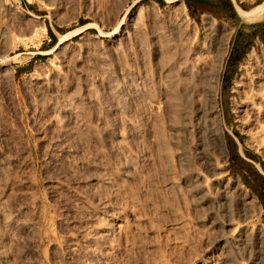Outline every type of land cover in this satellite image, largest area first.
Returning <instances> with one entry per match:
<instances>
[{
    "label": "rangeland",
    "instance_id": "rangeland-1",
    "mask_svg": "<svg viewBox=\"0 0 264 264\" xmlns=\"http://www.w3.org/2000/svg\"><path fill=\"white\" fill-rule=\"evenodd\" d=\"M0 31V264H253L216 199H255L258 256L264 0H0Z\"/></svg>",
    "mask_w": 264,
    "mask_h": 264
},
{
    "label": "bare ground",
    "instance_id": "bare-ground-1",
    "mask_svg": "<svg viewBox=\"0 0 264 264\" xmlns=\"http://www.w3.org/2000/svg\"><path fill=\"white\" fill-rule=\"evenodd\" d=\"M2 4H4V3H2ZM6 7V6H5ZM8 7V6H7ZM2 9H3V6H2ZM6 10V9H5ZM8 10V9H7ZM2 12V11H1ZM256 12V11H255ZM254 12V13H255ZM9 13H11V12H9ZM260 13H261V9H260V11H259V13L257 14L258 16L260 15ZM2 14V13H1ZM11 15V14H10ZM211 25V24H210ZM213 27V26H212ZM1 32V31H0ZM7 32V31H6ZM5 34V32H3V33H1L0 34V38L1 37H3V36H5L4 35ZM30 35V34H29ZM26 36V35H25ZM2 39V38H1ZM226 46V45H225ZM219 51V50H218ZM217 51V52H218ZM223 51V50H222ZM217 55V54H216ZM213 67V66H212ZM214 67H216V66H214ZM258 70H260V69H258ZM257 70V71H258ZM202 71V70H201ZM203 73V72H202ZM212 73V72H211ZM215 73V72H214ZM258 74V73H257ZM256 74V75H257ZM261 74H262V72H261ZM262 75H264V72H263V74ZM261 75V76H262ZM259 76H260V74H259ZM260 76V77H261ZM202 77V76H201ZM205 77V76H204ZM258 77V76H257ZM264 77V76H263ZM203 78V77H202ZM201 78V79H202ZM207 78V77H206ZM216 79V78H215ZM260 79H262V78H260ZM259 79V80H260ZM262 81V80H261ZM261 81H259L260 83H261ZM258 83V82H257ZM257 83H256V86H257ZM264 83V80L262 81V84ZM261 84V85H262ZM258 86H259V84H258ZM209 87V86H208ZM263 87V86H262ZM261 87V88H262ZM257 88V87H256ZM260 88V86L257 88V90ZM215 89V88H214ZM263 89V88H262ZM162 90V89H161ZM261 90V89H260ZM208 91V90H207ZM252 91V90H251ZM202 92V91H201ZM254 92V91H253ZM256 92V91H255ZM262 92H263V90H262ZM214 94V93H213ZM256 94V93H255ZM262 94H264V93H262ZM167 95V94H166ZM259 96V95H258ZM257 96V97H258ZM151 97V96H150ZM260 97V96H259ZM261 97H262V95H261ZM152 98V97H151ZM213 98V97H212ZM256 98V97H255ZM260 99H262V98H260ZM263 100H264V98H263ZM258 101V100H257ZM261 101V100H260ZM252 102H253V100H252ZM259 102V101H258ZM263 102V101H262ZM155 103H157V102H155ZM256 103V102H255ZM254 103V104H255ZM261 103V102H260ZM146 104V103H145ZM159 104V103H158ZM263 103H261V105H262ZM151 105V104H150ZM153 106H155V107H153L154 109H152V111L154 110V112L156 111V104H152ZM151 105V106H152ZM258 105V104H257ZM257 105H255L256 106V108L259 106H257ZM159 106V105H158ZM157 106V107H158ZM250 106H252L251 104H250ZM148 107V106H147ZM253 107V106H252ZM251 107V108H252ZM151 108V107H150ZM159 108V107H158ZM161 108V107H160ZM255 108V107H254ZM261 108V109H260ZM263 108L260 106L259 107V112L262 110ZM159 110V109H158ZM255 110V109H254ZM257 110V109H256ZM214 111V110H213ZM258 111V110H257ZM201 112V111H200ZM256 112V111H255ZM249 114V113H248ZM256 114V113H255ZM258 114V113H257ZM256 114V115H257ZM205 115V114H204ZM260 115V114H259ZM211 119V118H210ZM209 119V120H210ZM255 120H256V118H255ZM217 122V121H216ZM255 124V123H254ZM262 127V126H261ZM264 127V126H263ZM258 129V128H257ZM264 130V129H263ZM152 137V136H151ZM153 138V137H152ZM151 140V139H150ZM157 140V139H156ZM154 141V140H153ZM158 142V141H157ZM157 144V143H156ZM222 145V144H221ZM107 169V168H106ZM101 172V171H100ZM113 180V179H112ZM99 184V183H98ZM236 186V185H235ZM234 186V187H235ZM117 190V189H116ZM235 190V189H234ZM125 192V191H124ZM98 194V193H97ZM96 194V195H97ZM235 193L230 189V188H228L227 186L225 187V188H223V190L217 195V199H216V206H217V211H218V214H219V218L220 219H222L223 221H224V225L223 226H221V231L222 232H224V228L225 227H232V238L229 240V242H225L228 246H227V251H226V253L228 254V255H231V256H236V255H240V256H246V257H248V258H250V257H253V256H255L256 258L254 259V262H253V264H257L258 262H260V260H259V258L261 257V255H263L262 253H264V231L263 230H259L258 231V233H257V239H256V244L259 246V253H258V256L257 255H255L254 253H255V246H254V244L255 243H253V241L250 239V238H248L249 236H247V234L245 233V231L244 232H241L240 234H238V235H236L235 233H236V227L238 228L240 225H241V222H240V220H239V218H240V215L242 214V216H244L245 215V213H244V215H243V213H242V211H244V212H246L245 211V207H249V210L251 209V210H253V211H255V210H259V206L256 204V201H255V199L254 198H252L251 200H247V199H245L244 200V202L242 203H240V201L238 202L236 199H235ZM98 196V195H97ZM95 197V196H94ZM246 198V197H245ZM98 201V200H97ZM241 201H243V200H241ZM207 202V201H206ZM214 203V202H213ZM109 204V203H108ZM113 204V203H112ZM247 210V209H246ZM119 212V211H118ZM117 214V213H116ZM108 217V216H107ZM109 218V217H108ZM120 218V217H119ZM119 220V219H118ZM120 221V220H119ZM109 222V221H108ZM113 225V224H112ZM110 226V225H109ZM114 226V225H113ZM117 227H118V225H117ZM120 227V226H119ZM118 227V228H119ZM244 227V226H243ZM105 229H107V227L105 228ZM109 229H111L112 230V228H110L109 227ZM87 230V229H86ZM105 231V230H104ZM103 231V232H104ZM218 231V230H217ZM92 232V231H91ZM107 233V232H106ZM116 233V232H115ZM220 233V232H219ZM226 233V232H225ZM12 234V233H11ZM246 234V235H245ZM8 235V234H7ZM97 235V234H96ZM85 236V235H84ZM94 235H92V234H90L89 236H87L86 235V237L87 238H89V239H91V240H94V237H93ZM98 237V236H97ZM8 238V237H7ZM86 238V239H87ZM88 239V240H89ZM9 240V239H8ZM95 240H97V239H95ZM94 240V241H95ZM87 241V240H86ZM108 241V240H107ZM87 243H89L88 241H87ZM92 243H94V242H92ZM110 244V243H109ZM257 247V246H256ZM223 248V247H222ZM225 252V251H224ZM239 256V257H240ZM3 258V257H2ZM251 264V263H250Z\"/></svg>",
    "mask_w": 264,
    "mask_h": 264
},
{
    "label": "trees",
    "instance_id": "trees-1",
    "mask_svg": "<svg viewBox=\"0 0 264 264\" xmlns=\"http://www.w3.org/2000/svg\"><path fill=\"white\" fill-rule=\"evenodd\" d=\"M188 8L190 9V6L188 5Z\"/></svg>",
    "mask_w": 264,
    "mask_h": 264
}]
</instances>
